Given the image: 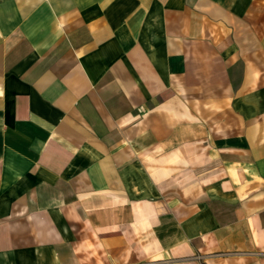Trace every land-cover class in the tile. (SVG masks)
Masks as SVG:
<instances>
[{
    "label": "crops",
    "instance_id": "obj_1",
    "mask_svg": "<svg viewBox=\"0 0 264 264\" xmlns=\"http://www.w3.org/2000/svg\"><path fill=\"white\" fill-rule=\"evenodd\" d=\"M0 264H264V0H0Z\"/></svg>",
    "mask_w": 264,
    "mask_h": 264
}]
</instances>
